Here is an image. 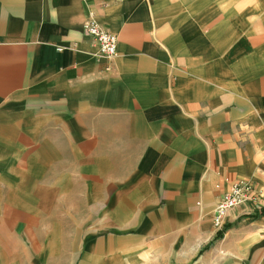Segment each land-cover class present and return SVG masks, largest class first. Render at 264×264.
Listing matches in <instances>:
<instances>
[{"label": "crops", "instance_id": "1", "mask_svg": "<svg viewBox=\"0 0 264 264\" xmlns=\"http://www.w3.org/2000/svg\"><path fill=\"white\" fill-rule=\"evenodd\" d=\"M0 264H264V0H0Z\"/></svg>", "mask_w": 264, "mask_h": 264}, {"label": "built area", "instance_id": "2", "mask_svg": "<svg viewBox=\"0 0 264 264\" xmlns=\"http://www.w3.org/2000/svg\"><path fill=\"white\" fill-rule=\"evenodd\" d=\"M84 30L97 43L98 56L109 62L112 61L117 54L116 34L109 32L94 20L85 22ZM105 69L110 71V65H107ZM216 187H219V184H216ZM243 202L258 203L259 191L248 180H237L229 183L212 209L211 220L213 226L222 229L227 212Z\"/></svg>", "mask_w": 264, "mask_h": 264}]
</instances>
